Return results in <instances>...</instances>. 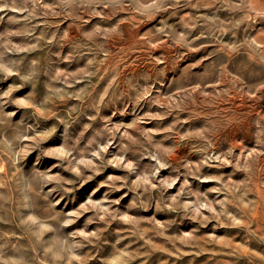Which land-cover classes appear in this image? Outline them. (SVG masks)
<instances>
[{
    "label": "rangeland",
    "instance_id": "374dc122",
    "mask_svg": "<svg viewBox=\"0 0 264 264\" xmlns=\"http://www.w3.org/2000/svg\"><path fill=\"white\" fill-rule=\"evenodd\" d=\"M245 2L254 20L241 0L0 11L4 62L39 69L0 101V264H264V0ZM22 83L0 73V95ZM33 91L47 111L12 103ZM52 126L45 144L83 153L74 170L25 147ZM50 167L58 181L35 177Z\"/></svg>",
    "mask_w": 264,
    "mask_h": 264
},
{
    "label": "clouds",
    "instance_id": "9594fccd",
    "mask_svg": "<svg viewBox=\"0 0 264 264\" xmlns=\"http://www.w3.org/2000/svg\"><path fill=\"white\" fill-rule=\"evenodd\" d=\"M27 2V0H26ZM39 2V0H37ZM87 3L89 6L91 5H101L103 4L104 6H110L113 3L117 2V0H60V4L64 7H68L74 4L78 3ZM122 2V0H121ZM165 0H151L150 3L145 0V3H141L140 0H133V4L135 5V11H142L145 8H155L157 6H162L164 4ZM15 7V0H0V11H5L10 8ZM237 9L241 11H245L246 13V18L248 19H255L254 16L251 15V12L255 11L253 7H251L250 4L246 3L245 0H241V3L235 6ZM94 15H100V13H93ZM259 15L264 16V12H260ZM119 27V24H117L115 27L111 29H102L99 25L94 26V32L93 33H84L85 36L89 35H94V34H101L103 32H116ZM11 34V33H10ZM67 35V34H65ZM251 43L255 44V40H252ZM0 47H4L5 50L8 49V45H0ZM14 47V46H13ZM262 48H264V45H261ZM4 53L0 52V73L5 74L7 76L9 73L13 75L19 76V79L23 82L20 85H13L10 86L8 91L4 92L2 95H0V101L3 103L8 102V98L11 97V93L18 88H21L24 86V84H31L33 89H35L36 83L38 82L37 77L39 75V69H38V62L37 61H32L31 66L29 69L21 74L19 71V63L17 61H12L9 63H5L3 59ZM71 58V57H69ZM94 61L89 60L88 64L91 65ZM87 75L91 76L92 73L88 72L86 73ZM66 75L65 70H62L61 68L57 67L53 73H49V79L50 80H55L59 79L60 77ZM13 104L17 105L18 107H27L30 106L33 109V115H36L38 111H47L43 101L40 103H37L35 100V92L33 91L32 93H29L27 97L23 98H17L12 101ZM0 108H2V104H0ZM11 115H15V113H10ZM60 119L59 117H57ZM261 120H264V116H260ZM4 122L3 120V113L0 112V124ZM61 123H64V121L61 119ZM258 123V122H257ZM85 127H88L85 125ZM32 131L35 133L34 128H27L25 129L24 132L19 133L17 135L18 140H24L28 139L29 137L27 136V132ZM56 128L55 126H52L51 128L46 129L40 134V138H34V143L31 145H26L25 147L29 149V151L38 149L40 155L43 157H48V158H55L60 161L59 164L53 163L52 167H61L63 165L68 166V170H74L77 166V160L83 155V153H79L78 149L76 148V144L73 143L71 146H69L67 142V136L65 135V139L63 142V146L57 145V144H45L44 140H46L48 137L52 136L55 134ZM63 153V155H61ZM73 153H77V155H73ZM208 159H216L215 156H210ZM36 162L39 163V157L36 158ZM52 168H48L46 171H40L39 169L35 170V177L39 180H43L45 182L52 181V180H59V177L56 176H49L48 172H50ZM65 183H71V181H65ZM31 190V186L30 189ZM65 191H68L69 189H64ZM52 191H55V189H52ZM75 215V213H67V217H71ZM35 218L33 216H28L26 219L22 220V224H29L32 222ZM51 219H54L57 221L58 224H60L61 227H67L68 225L74 223L73 220L71 219H62L59 214L56 216L51 217ZM37 226H39L40 223H44L49 231H56V229H53L50 225H47V221H36ZM81 236L85 239L88 238L89 235H95V233L91 234H85L84 232H73L72 236L73 238L75 236ZM72 248L76 247H82L81 244H73L71 246Z\"/></svg>",
    "mask_w": 264,
    "mask_h": 264
},
{
    "label": "bare ground",
    "instance_id": "6f19581e",
    "mask_svg": "<svg viewBox=\"0 0 264 264\" xmlns=\"http://www.w3.org/2000/svg\"><path fill=\"white\" fill-rule=\"evenodd\" d=\"M154 38V37H153ZM253 38V37H252ZM254 39V38H253ZM163 40V39H162ZM165 40V39H164ZM252 41V40H251ZM262 49V48H261ZM264 61V60H263Z\"/></svg>",
    "mask_w": 264,
    "mask_h": 264
}]
</instances>
